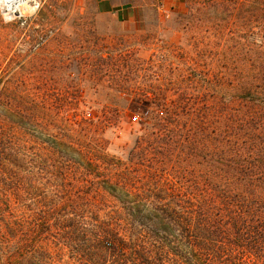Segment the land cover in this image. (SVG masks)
<instances>
[{
  "label": "trees",
  "instance_id": "16d2710c",
  "mask_svg": "<svg viewBox=\"0 0 264 264\" xmlns=\"http://www.w3.org/2000/svg\"><path fill=\"white\" fill-rule=\"evenodd\" d=\"M203 5L240 13L226 27L254 37L219 130L209 111L185 132L174 109L123 160L75 98L0 88L2 264H264V0Z\"/></svg>",
  "mask_w": 264,
  "mask_h": 264
},
{
  "label": "rangeland",
  "instance_id": "374dc122",
  "mask_svg": "<svg viewBox=\"0 0 264 264\" xmlns=\"http://www.w3.org/2000/svg\"><path fill=\"white\" fill-rule=\"evenodd\" d=\"M206 1L0 0L2 97L20 84L39 97L47 88L52 99L75 98L81 117L105 120L108 153L123 160L174 109L185 132H193L188 119L209 111L219 130L231 119L229 106L245 96V47L254 37L226 27L241 16L226 6L198 13L194 5ZM235 1L237 9L260 3ZM11 119L6 111L2 125Z\"/></svg>",
  "mask_w": 264,
  "mask_h": 264
},
{
  "label": "built area",
  "instance_id": "2783aa9c",
  "mask_svg": "<svg viewBox=\"0 0 264 264\" xmlns=\"http://www.w3.org/2000/svg\"><path fill=\"white\" fill-rule=\"evenodd\" d=\"M36 7V6H35ZM133 121L134 122H139L140 120H139V117L138 116H135V117H133Z\"/></svg>",
  "mask_w": 264,
  "mask_h": 264
},
{
  "label": "crops",
  "instance_id": "0c3cea01",
  "mask_svg": "<svg viewBox=\"0 0 264 264\" xmlns=\"http://www.w3.org/2000/svg\"><path fill=\"white\" fill-rule=\"evenodd\" d=\"M103 3H104V5H105V6H107V4H106V2H105V1H104ZM108 5H109V3H108ZM110 6H112V5H111V2H110Z\"/></svg>",
  "mask_w": 264,
  "mask_h": 264
}]
</instances>
